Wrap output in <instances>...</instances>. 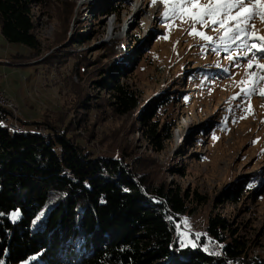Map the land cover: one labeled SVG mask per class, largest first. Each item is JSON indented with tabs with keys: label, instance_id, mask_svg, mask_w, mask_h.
Segmentation results:
<instances>
[{
	"label": "rangeland",
	"instance_id": "obj_1",
	"mask_svg": "<svg viewBox=\"0 0 264 264\" xmlns=\"http://www.w3.org/2000/svg\"><path fill=\"white\" fill-rule=\"evenodd\" d=\"M107 2L120 10L119 18L99 13L98 8ZM175 2L167 0L168 4ZM210 2L218 0H199L200 4ZM67 4H75V9L67 13ZM164 11V0L155 4L153 0H52L45 8L36 5L35 34L41 44L37 57H28L26 46L7 42L0 31V57L7 59L0 62V90L18 99L19 104L11 99L12 106L19 109L23 121L38 122L44 116L57 119V112H68L67 121L74 130L71 134L95 154L122 153L118 148L127 147V153L154 160L163 171L159 180L195 199L177 223L176 237L183 246L195 247L206 234L208 219L220 215L249 242L251 259L264 257V69L258 67L264 65V58L252 57L249 68L241 41L231 42L226 50L219 40L223 28L201 29L196 25L197 30L214 38L205 41L188 34L191 22L187 17L166 23ZM250 23V41L264 37V21L257 16ZM80 33L86 37L75 44ZM112 40L124 42L128 57L138 49L134 64L117 74L118 81L130 86L140 98V108L126 115L111 112L105 102L112 94L97 87L99 78L93 74L109 63L104 47ZM261 44L264 41L254 50ZM68 45L87 59L83 82L78 72L73 79L85 87L89 103L98 110L88 113L75 108L78 99L68 87L71 78L64 80L71 76L72 67L68 65L67 73L58 77L40 64L39 60L60 55ZM254 83L251 95L242 92ZM159 97L170 100L167 105H158L150 116L151 124L160 127L161 152L137 116L143 106L153 107ZM27 129L33 132L37 126ZM238 181L256 183L239 203H232L224 194ZM261 187L262 192L253 196ZM203 197V202L197 201ZM212 244L218 253L220 246Z\"/></svg>",
	"mask_w": 264,
	"mask_h": 264
},
{
	"label": "trees",
	"instance_id": "obj_2",
	"mask_svg": "<svg viewBox=\"0 0 264 264\" xmlns=\"http://www.w3.org/2000/svg\"><path fill=\"white\" fill-rule=\"evenodd\" d=\"M51 1L0 0L1 34L11 44L26 46L30 58L37 57L41 48L33 9L50 6ZM64 8L69 13L75 4ZM98 10L104 17L119 18L120 10L110 2ZM85 37L80 33L74 43ZM73 45L60 55L38 60L49 74L54 71L58 77L67 73L68 65L72 67L71 76L64 80L71 78L68 87L77 96L75 108L89 113L98 106L89 103L85 87L73 79L78 72L83 82L88 62ZM104 49L109 63L94 71L99 78L96 85L110 90L112 99L105 104L113 114L133 113L140 108L139 95L120 83L117 74L134 64L138 49L128 57L124 42L119 40L108 42ZM162 103L167 105L170 100L159 97L153 107L143 106L137 115L148 127L157 152L164 146L160 127L151 124L150 116ZM67 113L57 112V119L44 116L38 122L22 121L25 131L18 133L6 128L4 120L11 113L0 107V264H264V257L251 259L249 242L220 215L208 219L206 234L195 247L179 243L177 223L195 199L159 180L162 168L154 160L127 153V147L110 155L91 152L71 134L74 130ZM31 125L37 130L29 131ZM255 183L238 181L224 195L239 203L244 193L254 190ZM262 189L252 192L253 196ZM197 201L203 202L204 197ZM45 210L49 215L35 228L34 220ZM15 212L20 217L13 220ZM208 242L220 246L218 254L205 250Z\"/></svg>",
	"mask_w": 264,
	"mask_h": 264
},
{
	"label": "snow or ice",
	"instance_id": "obj_3",
	"mask_svg": "<svg viewBox=\"0 0 264 264\" xmlns=\"http://www.w3.org/2000/svg\"><path fill=\"white\" fill-rule=\"evenodd\" d=\"M153 3L155 4L156 0H153ZM164 7L163 18L166 23L175 21L177 18L187 17L191 22L188 34L198 36L205 41L212 42L214 38L202 30H197L196 25H200L201 29L205 27H210L213 30L223 28L225 32L219 37V40L225 45L226 50L231 46V42L241 41V50L248 58L249 68H252V57L259 55L264 58V44H261L259 49L254 50L257 43L264 41V37H259L256 41L249 39L252 29L250 22L254 21L257 16L264 21V0H248L247 3L245 0H225V2L218 0V2L207 4H200L199 0H177L175 3L168 4L167 0H164ZM229 59H233V57L230 55ZM258 67L264 69V65H258ZM240 83L244 84L246 81ZM255 86L254 83L251 88H242V92L251 95L255 91ZM18 217L19 212L13 213V220ZM184 224L186 225L187 221H184ZM196 239H199V234H197Z\"/></svg>",
	"mask_w": 264,
	"mask_h": 264
},
{
	"label": "built area",
	"instance_id": "obj_4",
	"mask_svg": "<svg viewBox=\"0 0 264 264\" xmlns=\"http://www.w3.org/2000/svg\"><path fill=\"white\" fill-rule=\"evenodd\" d=\"M0 98L2 101H5V109L11 113V115L5 119L4 121L9 123V127H15V129H25L22 121L23 118L20 116V111L17 107L12 106V100L9 98L4 92H0ZM44 130L43 127L40 128V131ZM206 249L215 253L214 255L218 254L213 247V244L208 242Z\"/></svg>",
	"mask_w": 264,
	"mask_h": 264
},
{
	"label": "bare ground",
	"instance_id": "obj_5",
	"mask_svg": "<svg viewBox=\"0 0 264 264\" xmlns=\"http://www.w3.org/2000/svg\"><path fill=\"white\" fill-rule=\"evenodd\" d=\"M0 107L5 108V101H2V98H0ZM20 116L22 117V114L21 113H20ZM5 126H6L7 129L16 131L18 133H23L25 131V129H19V130H17V129H15V127H9V123L8 122H5ZM39 222H40V220H36L35 221V224L36 225H39L40 224Z\"/></svg>",
	"mask_w": 264,
	"mask_h": 264
},
{
	"label": "water",
	"instance_id": "obj_6",
	"mask_svg": "<svg viewBox=\"0 0 264 264\" xmlns=\"http://www.w3.org/2000/svg\"><path fill=\"white\" fill-rule=\"evenodd\" d=\"M49 215V210H45L43 211L34 221L36 220H40V224L37 225L35 228H38L40 225H42L45 222V219L47 218V216ZM33 221V222H34Z\"/></svg>",
	"mask_w": 264,
	"mask_h": 264
},
{
	"label": "crops",
	"instance_id": "obj_7",
	"mask_svg": "<svg viewBox=\"0 0 264 264\" xmlns=\"http://www.w3.org/2000/svg\"><path fill=\"white\" fill-rule=\"evenodd\" d=\"M3 60H7V59H5V58H1V57H0V62L3 61ZM0 92H4V91H1V90H0ZM8 97H9V96H8ZM9 98H11L12 100L16 101V102L19 104L18 99L11 97V95H10Z\"/></svg>",
	"mask_w": 264,
	"mask_h": 264
}]
</instances>
